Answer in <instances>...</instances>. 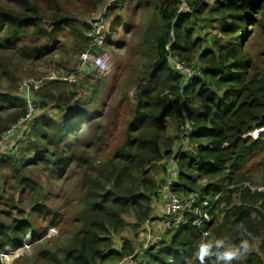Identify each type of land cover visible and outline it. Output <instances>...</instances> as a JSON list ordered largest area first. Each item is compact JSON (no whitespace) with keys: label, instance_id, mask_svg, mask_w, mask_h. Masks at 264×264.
Segmentation results:
<instances>
[{"label":"trees","instance_id":"trees-1","mask_svg":"<svg viewBox=\"0 0 264 264\" xmlns=\"http://www.w3.org/2000/svg\"><path fill=\"white\" fill-rule=\"evenodd\" d=\"M16 1L23 7L20 12L0 8V50L18 51L24 58L39 59L51 50L55 31L42 29L39 9L30 0ZM209 1L185 0L190 13L182 17L177 11L180 0L159 7L164 22L163 34L155 39L148 78L140 80L133 95V114L127 121L124 142L109 160L93 166V156L88 150L78 154L71 152L80 129L93 121L86 108H80L78 112L70 109L76 97L74 89L80 86L78 79L76 83L65 82L72 90L63 98L62 104L59 103L58 108L68 111L60 122L43 113L33 118L19 137L30 129L27 151H39L36 162L48 168L53 163L59 169L60 177L73 164L87 172L80 186L82 207L76 215L78 225L74 235L65 243L62 256L60 251L46 249L41 252L38 259L44 264H106L133 256L134 249L128 240L115 248V236L126 226L125 214L133 213L137 222L144 224L152 220L156 204L160 208L163 206L159 187L167 178V166H163L165 177L160 180L151 176V169L172 156L176 157L180 170L178 181L172 187L174 193L181 196L198 192L205 199L213 200L217 195L220 198L212 211L211 223L200 229L188 224L169 229L173 231L169 232L173 233L170 242L158 249L146 250V258L140 264H185L190 258L198 264L194 255L198 244L221 237L238 243L241 238L236 231L238 224H243L251 233L252 243L259 245V251H252L244 263L264 264V193L245 188L231 189L240 179H248L242 170L264 148V133L257 139L246 136L264 128V61L258 60L242 45L250 26L258 28V36L264 43V0H214L212 4ZM206 18L219 23L223 39L206 40L208 46L204 47L205 41L194 39V31L186 24L191 20L199 23ZM177 19L180 22L174 27ZM31 35L40 36L43 42L23 45L24 37ZM198 52L205 66L195 67L197 72L192 75L177 71L169 61L173 56L184 66L193 67V55ZM54 98L51 96L50 100ZM4 103L21 111L16 115V121L25 115L22 99L0 94V110ZM46 103L43 102V108ZM191 106L195 108L191 110ZM173 118H188L192 123L187 137L182 136L179 125L177 130L181 138L192 145L186 149L188 151L176 155L173 149L179 135L167 136L168 120ZM11 126L4 128L0 137ZM100 127L95 128L89 149L105 145L109 139L108 128ZM48 128L52 129V134L45 131ZM71 136H74L73 141L67 142ZM36 139L45 142L43 148ZM54 143H58L55 149L51 148ZM62 145L63 149L59 150ZM0 163L10 168L14 180L21 189L33 194L34 205L39 206L41 185L26 174L17 156H3ZM260 165L264 173V160ZM201 179L213 183L203 187L197 183ZM224 204L227 206L219 209ZM218 206L219 213L216 214ZM32 212L29 214L41 212L45 216L51 213L41 208H34ZM219 215L223 216L221 220ZM27 216L0 220V255L8 247L17 248L23 244L25 236L32 231ZM59 216L55 213L49 226H55ZM163 217H166L165 213ZM208 231L213 235L204 239L203 235ZM33 264H39V261L35 260Z\"/></svg>","mask_w":264,"mask_h":264},{"label":"rangeland","instance_id":"rangeland-1","mask_svg":"<svg viewBox=\"0 0 264 264\" xmlns=\"http://www.w3.org/2000/svg\"><path fill=\"white\" fill-rule=\"evenodd\" d=\"M30 1L33 6L39 9L43 22L42 29L55 31L51 44L52 48L47 51L48 53L46 52V55L36 60L24 58L22 52L0 50V94H8L22 99L25 102V115L21 117L25 118L30 108L20 92V86L23 82L33 81L34 119L45 113L60 122L68 111H64L65 108H58L59 103L62 104L63 98L69 96L72 90L62 78L78 71L81 67V55L87 50L93 48L100 53H109V69L106 73H91L89 70L77 73L80 86L78 88L73 87L76 97L72 101V108L70 109L78 112L80 108H86L93 121L80 129V134H78L80 136L77 141L72 140L74 136L67 140V142L73 141L70 148L71 152L78 154L88 150L93 156V166L102 160H109L124 142L127 121L133 114V95L140 80L148 78V64L153 59L155 39L158 35L163 34L164 22L159 14V7L165 6L173 0ZM209 2L212 4L214 0ZM0 8L15 12L23 10V7L16 0H0ZM177 11L178 15L182 17L190 13V7L185 0H180ZM257 14V17L260 16ZM179 22L180 20L177 19L173 23L174 27ZM55 25H57V29ZM218 26L219 23L211 22L208 18L199 23L191 20L186 24L188 29L194 31V39L201 38L205 41L204 47L208 46L206 40L217 42L223 39ZM31 31L34 32V29ZM171 36L173 37V30ZM100 40H103L101 49L95 46L96 42ZM42 42L40 36L31 35L25 36L22 44L31 46L34 43L41 44ZM242 45L258 60L264 61V43L262 38L258 36V28L249 27V33ZM193 56V67H189L186 63L187 66H184L190 70V75L197 72L195 67L205 66L199 59V52ZM170 57L172 60L175 59L173 56ZM170 57L169 61L171 60ZM88 77L92 79L88 81ZM51 96H55L53 101L50 100ZM44 101L47 102L45 108H43ZM194 108L195 106H191V110ZM20 113L21 111L14 105L4 103L0 110V134L4 128L22 119L21 117L17 121L15 119L16 115ZM182 121L183 119L175 120L173 118L169 119L167 124L168 137L174 138L179 135V140L175 141L173 149L175 155L180 151H188L186 150L187 146L192 145L189 140L183 141L177 130ZM97 126H101L100 129L108 128L110 137L105 145L89 149L88 144H90V139ZM29 131L30 129L21 138H14L4 148L0 147V160L3 156L11 154L17 156L18 161L25 167L26 174L41 185L40 205H34L33 194L25 188L21 189L19 183L14 180L10 168L0 163V220L7 221L12 217L22 218L21 216L28 214L27 218L32 224V231L25 236L20 247H8L0 255L1 264H33L35 260L39 261V264H44L38 259V255L46 249L60 251V256H62L65 243L71 240L74 235L78 225L76 215L82 207L80 186L87 172L73 164L67 173L60 177L61 173H58L59 169L53 163L48 168L45 164L36 162L35 157L39 151H27L32 133ZM45 131L52 134V129L48 128ZM261 133H264V130L256 129L247 133L246 136L255 139V136L257 135L258 138ZM36 142L40 148L45 145V142H41L39 139H36ZM57 145L58 143H54L51 148L55 149ZM63 147L64 145L59 147V150H62ZM171 158L155 165L151 169V176L153 175L157 180L163 179L171 162L174 160L177 164L176 157ZM263 160L264 148H261L242 170L248 179H240L236 185H232L231 189L245 188L252 192L262 191L264 193V173L260 165ZM33 163L35 164L31 165ZM163 166H167L166 171L163 170ZM197 183L204 187L213 182L209 179H201ZM223 196L224 194L221 195L222 198ZM234 202L236 203V201ZM225 206L227 205L224 204L220 208L218 206L216 214L219 213V209ZM34 208L47 209L51 213L45 216L41 212L29 214L34 213L32 212ZM161 208L157 204L154 206L152 220L149 221L150 230L146 226L148 221L139 224L133 213L125 214L126 226L120 234L115 236V248L121 247L125 240L130 241L137 264H140L146 258V250L158 249L164 244L167 245L173 235V233L169 234V232H173L169 229L176 227L168 226L170 219L163 217L164 210ZM55 213L60 214L58 223L55 226H49ZM218 217L221 220L223 216L219 215ZM42 234L44 235L40 236ZM150 235L153 238L159 237L160 241L149 245ZM212 235L208 231V234L203 235V238H211ZM258 251L259 245L254 243L253 252ZM120 262L121 260H118L106 264H119ZM244 262L242 261L241 264H245ZM185 264H195V261L190 258Z\"/></svg>","mask_w":264,"mask_h":264},{"label":"built area","instance_id":"built-area-1","mask_svg":"<svg viewBox=\"0 0 264 264\" xmlns=\"http://www.w3.org/2000/svg\"><path fill=\"white\" fill-rule=\"evenodd\" d=\"M96 43L97 44H95V46L100 47L101 49L103 40L97 41ZM170 61L177 71L188 73L189 75L191 74L190 70L186 69L180 62L172 60V58ZM109 62V53H100L91 48L81 55V67L78 69V71L72 72L70 75L63 77L62 79L68 83H76L77 73L83 72L84 70L104 74L109 69ZM33 84V81H26L21 84L20 92L24 96V99L26 100L30 110L25 118H22L20 121L13 124L10 129L6 130L1 135L0 147L4 148V146L7 143H11L14 138L20 137L21 134L26 130L28 124L33 120ZM180 125L183 132L182 136L187 137L192 128L191 121L187 118L183 120ZM188 147L189 146H187V148ZM179 176V167L173 160V162H171L170 166L168 167L167 178L159 187V193L161 194L163 203V206H161L163 208L162 210H164L165 216L170 219L168 226L177 228L180 225L188 224L195 228H204L207 224L211 223L212 211L214 210L220 196H215L213 200L203 198L198 192H192L188 195L179 196L172 191V187L178 181ZM149 223L150 222H147L146 226L150 230ZM158 241H160L159 237L153 238L151 235L149 236V245H152ZM119 264H137V260L135 255H133L123 258Z\"/></svg>","mask_w":264,"mask_h":264},{"label":"clouds","instance_id":"clouds-1","mask_svg":"<svg viewBox=\"0 0 264 264\" xmlns=\"http://www.w3.org/2000/svg\"><path fill=\"white\" fill-rule=\"evenodd\" d=\"M236 231L241 237L238 243L226 237L200 242L194 253L198 264H241L252 253L253 243L243 224L236 225Z\"/></svg>","mask_w":264,"mask_h":264},{"label":"bare ground","instance_id":"bare-ground-1","mask_svg":"<svg viewBox=\"0 0 264 264\" xmlns=\"http://www.w3.org/2000/svg\"><path fill=\"white\" fill-rule=\"evenodd\" d=\"M254 136H255V135H254ZM256 136H257V135H256ZM256 136H255V137H256Z\"/></svg>","mask_w":264,"mask_h":264}]
</instances>
